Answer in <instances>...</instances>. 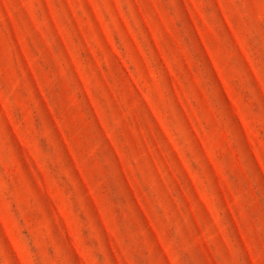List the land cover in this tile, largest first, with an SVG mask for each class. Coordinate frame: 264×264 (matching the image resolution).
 Masks as SVG:
<instances>
[{
	"label": "rangeland",
	"instance_id": "obj_1",
	"mask_svg": "<svg viewBox=\"0 0 264 264\" xmlns=\"http://www.w3.org/2000/svg\"><path fill=\"white\" fill-rule=\"evenodd\" d=\"M0 264H264V0H0Z\"/></svg>",
	"mask_w": 264,
	"mask_h": 264
}]
</instances>
